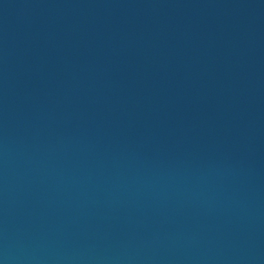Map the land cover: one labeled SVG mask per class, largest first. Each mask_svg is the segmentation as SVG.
I'll return each instance as SVG.
<instances>
[{"label":"water","instance_id":"1","mask_svg":"<svg viewBox=\"0 0 264 264\" xmlns=\"http://www.w3.org/2000/svg\"><path fill=\"white\" fill-rule=\"evenodd\" d=\"M0 264H264V0H0Z\"/></svg>","mask_w":264,"mask_h":264}]
</instances>
